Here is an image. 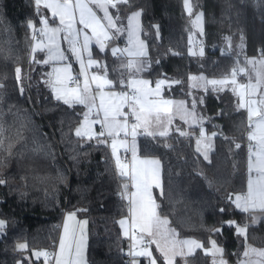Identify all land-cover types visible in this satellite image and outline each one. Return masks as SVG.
<instances>
[{
	"label": "trees",
	"instance_id": "trees-1",
	"mask_svg": "<svg viewBox=\"0 0 264 264\" xmlns=\"http://www.w3.org/2000/svg\"><path fill=\"white\" fill-rule=\"evenodd\" d=\"M189 2L191 12L201 11L203 41L212 34L216 44L221 48L225 44L223 49L229 54L264 51V0ZM118 9V24L132 10L141 13L140 33L149 59L140 76L151 81L165 77L182 84L181 90L166 92L168 96L185 97L190 74L223 76L241 64L240 58L226 56L155 58L166 45L184 49L190 40L191 16L185 12L183 0H130L119 4ZM113 10L116 15L117 9ZM30 20V0H0V139L4 141L0 179L5 181L0 184V218L5 222L0 234V264H27L23 255L29 259L32 250L43 251L50 240L56 239L67 210H75L87 221L86 264H128L122 256L125 239L118 225L125 211L115 196L121 178L110 160L107 141L103 136L77 137L73 129L80 118L79 106L69 107L53 99L37 80L40 63L36 61L40 56L28 57L24 45L29 39ZM100 54L106 57L110 78H125L123 59L107 51ZM17 67L21 69L22 85L16 79ZM201 98V112L208 117L203 128L206 133H216L211 138L208 160L194 148L192 134L197 127L191 128L194 132L189 137L176 133L142 136L137 140V152L160 161L163 196L160 189H154L153 196L160 215L168 218L177 236H191L203 245L213 239L223 249L225 259L232 262L243 244L234 227L224 222L245 224L247 218L228 199L245 188L244 113L234 107V97L228 90H206ZM222 225L221 232L214 231ZM244 239L264 248V217L247 225ZM18 241L27 247L17 250ZM206 257L197 249L189 260L191 264H208Z\"/></svg>",
	"mask_w": 264,
	"mask_h": 264
},
{
	"label": "snow or ice",
	"instance_id": "snow-or-ice-1",
	"mask_svg": "<svg viewBox=\"0 0 264 264\" xmlns=\"http://www.w3.org/2000/svg\"><path fill=\"white\" fill-rule=\"evenodd\" d=\"M185 10L191 16V4L189 0H183ZM130 3V0H35L37 14L40 15V8L43 7L51 12L52 22L59 19L61 27H50L49 20L41 17L40 23L43 25L39 29L40 35L44 40L38 41L32 48V52L37 50L44 51L47 49V59L43 61L37 60V63H49L53 61H65L68 57L64 52L60 51L58 38L61 32L64 33L63 39L69 45V51L80 63V73L74 76L72 65L66 64L63 67H56L53 73L49 76H54L48 81L52 92L57 100H62L63 103L72 107L75 104L83 105L87 108L84 114V119L81 121L80 127L76 129L77 137H86L92 139L97 136L112 138L111 148L112 154L116 157V167L118 174L122 177H129L131 187L134 191L124 196L129 200V215L131 217L130 227L128 220L122 219L119 221L123 234L131 240L129 255L133 258L144 257L147 264H157L159 258H154L153 253L149 250L151 244H155L156 250L163 258V264H174L175 257L184 258V264H189L187 257L194 256L197 249H203L205 256H212V264H227L221 259L216 260L217 254L222 257L223 249L217 246L215 240L209 241L211 248H204V245L195 239H177L175 230L169 228V220L167 217H162L158 211L159 205L153 198L152 189L158 188L163 196V188L160 179V161L156 159H138L135 150V137L137 128L143 127L147 135L167 136V128L158 133L149 131L153 123L157 125L171 124L172 122V107L173 101L166 99H153V96H160L161 85L165 83L163 80L156 82L155 90L148 87L149 82L143 79H136L133 73L132 78L125 85L123 79L121 87H127L131 91H116L105 92L106 87H111L112 81L107 78V72L103 75L93 74L89 80L88 69L99 67L96 60L91 58L89 45L95 41L101 52L105 51L106 43L114 39H118L121 34L127 31L128 45L126 50H121L118 47L111 49L112 55L116 56L120 53L123 57L125 53L129 57H143L147 55L144 51V42L139 40V17L140 12H133L127 17V28L123 25L117 26L116 20L120 19L118 5ZM90 5H95L97 9L103 12V17H98ZM116 8L115 16L109 13V8ZM202 14H197L192 21L193 25L201 32ZM79 23L82 27L77 28ZM29 29L35 30V25L30 20L27 24ZM88 29L91 32L89 36L84 30ZM112 30V31H110ZM83 37V43L80 44V37ZM35 38V36H34ZM230 39V38H225ZM82 53H88L87 64L82 58ZM190 55L195 53L190 49ZM226 54V53H225ZM200 55H203L201 51ZM264 57V51L261 53ZM35 59V57H34ZM246 65L249 68L234 67L231 72V78L225 76L223 79L205 80L204 77H189L190 80L198 81L205 80L206 85H212L213 91H216V86H220L219 90H223L226 85L231 84V91L238 98L237 110H245L247 114V141L248 143V181L247 191L245 193L236 194L235 199L229 196L230 202L235 204V207L242 212L250 211L264 212V58L260 60L246 59ZM122 68L132 73L144 71V61L129 59L126 63L122 61ZM16 79L18 84L22 85L21 69H15ZM244 75L247 82L238 83L237 74ZM81 77L83 78L81 81ZM95 85V89H93ZM192 86L198 87L199 84ZM2 87V85H0ZM21 92L23 87L21 86ZM99 100L97 106L96 101ZM183 102L177 105V108L182 106ZM127 108L128 111L124 109ZM95 110V119H89L90 115ZM187 114V113H186ZM123 118V119H121ZM134 119L136 123L131 124L133 147H132V162L122 163L117 156L118 140L120 134L128 135L129 121ZM183 118V117H182ZM203 118H200L198 123L201 124L197 139V151L200 152L199 145L205 142V150L203 151L204 159L208 160L207 141L211 137H206L205 130L202 126ZM187 122V120H185ZM93 124H100L101 130L96 132L93 130ZM182 136L187 133L181 131ZM3 135L2 126H0V136ZM216 135L215 132L212 133ZM104 142V141H101ZM4 141L0 139V149L3 148ZM126 141L121 140L120 146H125ZM240 144H236L240 148ZM9 154L11 150L9 149ZM5 181L0 179V184ZM125 193H128V185H124ZM221 212L225 209L221 208ZM253 222H256V217H253ZM87 221H77L75 213H68L65 217L63 225V234L59 241V253L55 256L56 264H84L83 249L86 241L85 225ZM228 227H234L238 236L246 237L247 225L241 227L236 221H225ZM221 228H216L214 231L221 232ZM5 228V222L0 220V232ZM26 244H19L18 249H25ZM33 255L38 260L44 257L45 264L51 257V253L46 251H36ZM244 257L255 255L259 260L238 261V264H264V250H256L245 245ZM131 264H138L136 259L131 261Z\"/></svg>",
	"mask_w": 264,
	"mask_h": 264
},
{
	"label": "crops",
	"instance_id": "crops-1",
	"mask_svg": "<svg viewBox=\"0 0 264 264\" xmlns=\"http://www.w3.org/2000/svg\"><path fill=\"white\" fill-rule=\"evenodd\" d=\"M94 12H96L97 13V15H98V17H103V12L102 11H100L99 9H97L96 7H95V5H94ZM41 10H43V14L41 15L40 14V16L39 17H41V16H43L44 18H47L48 20H49V26L50 27H61V25H59L58 23H57V20L55 19V22L53 23L52 22V16L49 14L50 13V11L48 10V9H45V8H43V7H41L40 8ZM114 8H109V13L111 14V15H113V16H115L114 15V10H113ZM138 9H135V10H132V11H130L129 13H127V15H126V17H125V20L122 22V23H120L119 22V24H118V22H117V20H116V23H117V26H121V25H123L124 26V28L126 29L127 28V17L129 16V15H131L133 12H136ZM139 11V10H138ZM140 12V11H139ZM39 17L37 18H35L34 20H32V23H35V25H36V27H37V30H38V34H39V39L38 40H36L35 42L37 43L38 41H40V40H44V37H42L41 35H40V32H39V29L40 28H42L43 27V25L40 23V20L41 19H39ZM119 21V20H118ZM79 23H77V25H76V27H78L79 28ZM31 30V29H30ZM110 31H112V30H110ZM205 32V31H204ZM207 33H212V31H207ZM204 35V34H203ZM138 36H139V40L140 41H143L144 42V51L147 53V51H146V45H145V41L143 40V38L141 37V33H140V17H139V33H138ZM28 37H29V35H28ZM63 37H64V33L63 32H61L60 33V35H59V42H60V51H62V52H64V54L68 57V59L67 60H65V61H53V60H50L49 61V63H47V64H44V63H40L39 65H40V69H39V71H38V74H37V80L40 82V83H42L43 85H45L46 87H47V81H46V79H47V72H51V73H53V69L54 68H56V67H63L64 65H66V64H71L72 65V72H73V70H75L76 72H73V75L74 76H78L79 75V73H80V63H79V61L76 59V57L75 56H73L72 55V53L69 51V45H68V43L63 39ZM119 37H122L123 39H125L126 40V42H127V44H128V38H127V31H125L123 34H121ZM80 44H82L83 43V39L80 37ZM34 43V42H33ZM30 44H32V42L30 43ZM35 44V43H34ZM92 44V43H91ZM113 47H115V45H113V46H107L106 45V47H105V51H107L108 52V54H110V56H112V51H111V49L113 48ZM128 47H129V45H128ZM127 47V48H128ZM89 49H90V51H91V58L92 59H94V60H96L97 62H98V64L99 65H101V66H104L105 67V64H106V57L105 56H103V55H101L100 53H104V52H101L100 50H99V48H98V46L95 44V43H93L92 45H89ZM98 53V54H97ZM127 54V53H126ZM38 56H40V61H43L44 59H47V49H45L44 51H39V50H37V57ZM127 57H128V60L129 59H133V60H142V61H144V66L146 65V63H147V59H149V57H148V55H145V56H143V57H129L128 55H127ZM82 58L84 59V61H85V64H87V60H88V53H82ZM262 58H264V57H262V55H259V56H250L248 59H256V60H260V59H262ZM124 63H126V62H124ZM250 66H248V65H246V68H249ZM74 68V69H73ZM93 74H90L89 75V80H91V76H92ZM53 78H54V76H52ZM126 77V76H125ZM237 78V81H238V83H240L241 81L242 82H244V83H246L247 82V78H246V76H244V78L243 79H241V78H239L238 76H236ZM107 78L110 80V81H112V84H111V87L113 86V87H116V88H114V91H116L117 89H119V86L121 87V84H120V82H121V80H120V78L118 79V78H110L108 75H107ZM82 77H81V81H82ZM123 81H124V83H125V85L127 84V81H128V79H127V77L126 78H123ZM154 81L155 80H153V81H151L150 80V83L151 84H153L154 83ZM118 84V85H117ZM112 87V88H113ZM121 88H123V87H121ZM127 88V87H126ZM216 88H217V90H219V88H220V86H216ZM47 89H49L48 87H47ZM130 90V89H129ZM206 90H212L213 91V89H210L209 87L208 88H206L205 90H202V89H198L197 90V95H198V97H199V103H198V105H197V108L199 109V111L201 112V106H202V98H201V94H202V92H205ZM223 90H228L227 88H225L224 87V89ZM49 91H50V89H49ZM219 91H221V90H219ZM260 91H262V92H264V89H261ZM200 92V93H199ZM213 92H215V91H213ZM51 93V92H50ZM242 111H243V113H244V124H245V122L247 123V114H246V111L245 110H243V109H241ZM201 114H202V112H201ZM203 115V114H202ZM206 121H203L202 122V126H203V124L205 123ZM198 124V123H197ZM200 126L201 125H195V126H187V131L185 132V133H187V135H189V134H191V133H193L194 131H193V129H191L192 127H197V130L195 131V132H199V130H200ZM95 129V128H94ZM129 134L130 135H132V133H131V128H130V130H129ZM179 135V134H178ZM181 135V134H180ZM205 135H206V137H213V135L211 134V133H206L205 132ZM184 136H186V135H184ZM105 137H107L108 138V136H107V134H105ZM119 138H122V137H119ZM139 138V137H138ZM137 138V139H138ZM197 139H200V137L199 138H194V142H195V148H196V150H197V147H198V145H197ZM107 141V144L109 143V145H110V140H106ZM127 141V143L130 141V140H126ZM131 143V141L129 142V144ZM128 144V145H129ZM207 144L209 145L208 146V148H207V153L208 152H210L211 151V149H212V144H211V139L210 140H208L207 141ZM125 146H126V144H125ZM125 146H120L119 147V151H118V153L120 154V151L122 150V149H128V147H125ZM131 146V145H130ZM199 147L201 148V151H204V149H205V142H203L202 141V143L199 145ZM129 150V149H128ZM210 150V151H209ZM200 154H202L201 152H199ZM118 154V155H119ZM129 155H130V157H129V165L131 164V162H132V152L131 151H129ZM111 156H112V152H111ZM136 156H137V158L138 159H148V160H152V159H154L153 158V156H142V155H139V154H136ZM119 159H120V156H119ZM247 163H248V158H246L245 159V166L247 167ZM246 167H245V169H246ZM245 176H246V173H245ZM129 178V177H128ZM248 181V180H247ZM129 183V184H128ZM122 184H127L128 185V193H125V188H124V185H121V183H120V186H121V188H122V190H123V192H124V196L126 195V194H130L131 193V191H134V189H132V187H130L131 186V180H130V178L129 179H125V181L122 183ZM245 187H246V177H245ZM154 190V189H153ZM155 190H158V188L157 189H155ZM244 190H245V188H244ZM244 192V191H243ZM242 192V193H243ZM239 194H241V193H239ZM152 195H153V191H152ZM235 195V194H234ZM153 198H154V196H153ZM128 200V199H127ZM128 202H129V200H128ZM129 207H130V204H129ZM235 208V207H234ZM235 209H237V208H235ZM238 211H240L239 209H237ZM68 213H75L76 214V220L77 221H86L85 220V218H83V217H81V216H79L77 213H76V211L75 210H67V211H65L64 213H63V215H62V219H61V223H60V225H59V230H58V235H57V237H56V241H55V248H54V253H53V257H52V260L49 262V261H47V264H56V261H55V256H56V254H58L59 253V241H60V237H61V235L63 234V225H64V221H65V217H66V215L68 214ZM245 213V212H244ZM246 215H247V218H246V223L245 224H243L244 226L245 225H248V224H256L261 218H263L264 217V212H260V211H250V212H248V213H245ZM162 217H164V216H162ZM253 217H256V222H253ZM127 220H128V226L130 227V224H131V217H130V215H129V213H128V217H127ZM169 226V225H168ZM120 228V233H121V235H122V237L125 239V243H127L128 245H129V248H130V244H131V240L128 238V237H125L124 236V234H123V229L121 228V227H119ZM169 228H171L170 226H169ZM84 231H85V236H86V225H85V228H84ZM176 238L177 239H180V240H183V239H195V238H193V237H191V236H183V237H180V236H177V234H176ZM196 240V239H195ZM211 240H213V239H211ZM210 241V240H209ZM209 241H208V243L206 244V245H204V248H211V244L209 243ZM241 244H243V246H242V249H241V251H239V256L236 258V260H234V261H232V262H229V261H227L226 259H225V257L223 256V254H222V257L219 255V254H217V256H216V260L219 262L221 259H223L224 261H226L227 262V264H238V261H248L249 260V258H250V256L249 257H244V255H243V253H244V251H245V245H247V246H249V247H253V246H256V247H259V246H257V245H254V244H250V243H248L247 241H245V239H244V236H243V238H241ZM239 241V242H240ZM85 245H84V249H83V262H84V264H86V258H85ZM221 248V247H220ZM256 249H258V250H260L259 248H256ZM131 250V249H130ZM149 250L153 253V257L154 258H159L158 259V261H157V264H163V258L160 256V253L156 250V246H155V244H151L150 246H149ZM38 251V250H37ZM200 252L202 253V255H204V250L203 249H200ZM26 259H27V264H45V259H44V257H40L38 260L34 257H32V255H31V257L28 259V257L26 256V254H24L23 255ZM255 256V255H254ZM189 258L190 257H187V260H188V262H189V264H191V261L189 260ZM207 258V262H208V264H212V260H213V257L212 256H207L206 257ZM133 259H136L137 260V262H138V264H147V262H146V259L144 258V257H135V258H133L132 256H130V258H129V260L127 261L128 262V264H131V261L133 260ZM35 262V263H34ZM18 264H20V263H18ZM174 264H184V258H181V257H179V256H177V257H175V259H174Z\"/></svg>",
	"mask_w": 264,
	"mask_h": 264
},
{
	"label": "rangeland",
	"instance_id": "rangeland-1",
	"mask_svg": "<svg viewBox=\"0 0 264 264\" xmlns=\"http://www.w3.org/2000/svg\"><path fill=\"white\" fill-rule=\"evenodd\" d=\"M91 7H92V9H93V11H95L94 10V5H90ZM183 7H184V2H183ZM32 8H34V9H32ZM31 10H32V16H33V20L37 17H39L40 15H38L37 14V10H36V5H35V3L34 4H32V7H31ZM184 10H185V7H184ZM136 12H139L138 10L136 11ZM185 12L186 13H188L189 14V12L188 11H186L185 10ZM44 12H43V10H41L40 9V14L42 15ZM192 14H191V20H190V27H191V31H190V34H189V37H188V39H194V38H196V39H200V37H204L203 36V31L201 32L197 27H195L194 25H193V23H192V21L195 19V16L197 15V14H201V11L200 10H195V11H193V12H191ZM50 15H51V12L49 13ZM42 17V16H41ZM41 17H39V19H41ZM56 20H57V23L60 25V23H59V19L58 18H56ZM32 21V20H31ZM33 24H35V23H33ZM80 27H82L81 25L79 26V28ZM201 27H202V29H203V26H202V20H201ZM78 28V27H77ZM89 36H91V32L88 30V29H85L84 30ZM211 37H214V35H210ZM81 38L83 39V37L81 36ZM125 40V39H124ZM126 41V40H125ZM36 44V42L35 41H32V44H29L28 45V57L30 56V58H33V56H35V55H37V51L35 52V53H33L32 52V48H33V46L35 45L34 43ZM93 43H95V41L93 40V42H92V44ZM58 44H59V48H60V42H59V39H58ZM92 44H90V45H92ZM96 44V43H95ZM108 44V43H107ZM106 44V45H107ZM97 45V44H96ZM113 45H115V43H111V44H109V45H107V46H113ZM98 46V45H97ZM98 48H99V46H98ZM27 57V56H26ZM128 60V59H127ZM127 60L126 61H124V62H127ZM32 66V65H31ZM32 68V67H31ZM74 69V68H73ZM73 72H76L75 70H73ZM232 72V71H231ZM231 72L229 73V74H227V75H223V76H206V75H204V74H202V73H197V74H190V75H188L187 77H186V86H188V91L186 92V95H185V97H183V98H180V97H172V96H168L167 95V93L166 92H173V91H175V90H181L182 89V84H180V83H178L177 81H175V80H169V79H167V78H165V77H158V78H155L154 80V83L153 84H151L150 83V80L148 79V78H144V77H141L140 76V74L139 73H135V71H134V69H133V71H132V73H130L128 70H127V68L125 67V69H124V77L126 76L127 77V79L129 80L130 78H132V76H133V73H134V75H135V78L136 79H143V80H147L148 82H149V84H148V87L149 88H151L152 90H155V86H156V82L157 81H159V80H163V81H165V83L164 84H162L161 85V89H160V96L159 97H156V96H153L152 98L153 99H166V100H171V101H173V107H172V122H171V124H167V123H165L164 125H157V124H155V123H153L152 124V126L150 127V129H149V131H151V132H154V133H158L159 131H161V130H163L165 127L167 128V132H168V135L169 134H171V133H176V134H179V136H182V135H180V133H181V131H183V132H186L187 131V126H195V125H201L200 123H198L199 121H200V118L202 117L203 118V121H207L208 120V117L207 116H205V115H202L201 114V112L199 111V109L197 108V105H198V103H199V97H198V95H197V90L198 89H202V90H205L206 88H210V89H213V86L212 85H206L205 84V80H212V79H216V80H220V79H223L225 76H228L229 78H231ZM49 73H51V72H47V79H46V81H47V87L50 89V92H51V96H52V98L53 99H55V100H57L56 98H55V96H54V94H53V92H52V89H51V87H50V85H49V83H48V81L50 80V79H53V77L51 76H49ZM125 77V78H126ZM189 77H197V78H199V77H204L205 78V80H198V81H193V80H190L189 79ZM37 78V77H36ZM237 78V77H236ZM111 80V79H110ZM242 82V81H241ZM196 83H198L199 84V86L198 87H194V86H192L193 84H196ZM244 83V82H243ZM219 86V85H218ZM93 87V89H95V85H93L92 86ZM113 87V86H112ZM106 87L105 88V92H111V91H114V88H116V87ZM225 88H227L228 89V91L233 95V97H234V107L237 109V97L233 94V92L231 91V88H232V85L231 84H229V85H226L225 86ZM48 89V90H49ZM185 90V89H184ZM216 91H219V90H216ZM58 101H60L61 103H63V101L62 100H58ZM180 102H183V104H182V106L179 108V110H178V108H177V105H179L180 104ZM65 104V103H64ZM96 104H97V106L99 105V100L97 99V101H96ZM67 105V104H66ZM73 106H79V108H80V118H79V120H78V122L75 124V126H74V129H73V133L75 134V132H76V129L78 128V127H80V124H81V121H83V119H84V114L87 112V108H85L83 105H79V104H75V105H73ZM125 111H128L127 110V108H125L124 109ZM187 113V114H186ZM95 115H96V113H95V110L93 111V113L90 115V117H89V119L91 120V119H95ZM183 117V118H182ZM121 119H123V118H121ZM133 120V122L132 123H136V121L134 120V119H132ZM185 120H187V122H185ZM202 121V122H203ZM131 123V124H132ZM198 123V124H197ZM131 124L129 125V127H128V135H127V137H128V139L127 138H117V140H118V148H117V156L119 157L120 156V154L118 153V149H119V147H120V141L121 140H124V141H126V140H130L131 141V143L129 144V142L127 143V141H126V146L125 147H128V149H129V151H131L132 152V147H133V136L132 135H130L129 134V130H130V128H131ZM95 125H98V124H93L92 125V128H93V130L95 131ZM137 135H136V137H135V150H136V154H138V152H137V138L139 137H142V136H144V137H148V138H152V137H166V136H160V135H155V136H152V135H147V134H145V129L143 128V127H140V128H137ZM131 133H132V129H131ZM167 135V136H168ZM190 136V134L189 135H186V137H189ZM84 138H86V137H84ZM103 138L104 139H106V140H110V145H109V143H108V151H109V155H110V160H111V162H112V164H113V166H114V169H115V172L117 173V175L121 178L120 179V183H121V185H124V184H122L124 181H125V179H129L128 177H122V176H120L119 174H118V171H117V167H116V157H114L113 156V154H112V156H111V152H112V148H111V143H112V138L111 137H104L103 136ZM195 140H193V143H194V146H195V142H194ZM129 144V145H128ZM131 145V146H130ZM195 148V147H194ZM196 149V148H195ZM205 150V149H204ZM210 151V150H209ZM201 153H203V151H200ZM209 153V152H208ZM119 154V155H118ZM201 156L202 157H204V155L203 154H201ZM154 158V157H153ZM154 159H156V160H158L156 157L154 158ZM245 173H246V187H245V190H244V192L243 193H245L246 191H247V180H248V170H247V167H246V169H245ZM129 184V183H128ZM131 187V186H130ZM153 189H157V188H153ZM153 189H152V191H153ZM236 195V194H235ZM235 195L234 196H232L233 197V200L235 199ZM233 206L235 207V204L233 203ZM236 208V207H235ZM122 219H125V220H127V217H126V215H123L122 217H120L119 219H118V225H119V227H121L120 226V224H119V221L120 220H122ZM0 220H2L1 218H0ZM228 221H232V220H228ZM238 225H240L241 227H243L244 225L243 224H238ZM234 230H235V228H234ZM3 232V231H2ZM2 232H0V234L2 233ZM235 233H236V230H235ZM237 235V234H236ZM237 238L239 239V241L241 240V238H243V236H238L237 235ZM19 244H25L23 241H18V242H16L15 243V248L17 249V250H21V249H18V245ZM85 246H86V241H85ZM217 246H219L218 244H217ZM220 247V246H219ZM252 248H254V249H256V248H259L260 250H264V248L263 247H256V246H253ZM256 250H258V249H256ZM37 250H32L31 251V255H32V257L34 258L35 256L33 255V253L34 252H36ZM36 258V257H35ZM260 258L259 257H256V256H254V255H250V258H249V260H252V261H256V260H259Z\"/></svg>",
	"mask_w": 264,
	"mask_h": 264
},
{
	"label": "built area",
	"instance_id": "built-area-1",
	"mask_svg": "<svg viewBox=\"0 0 264 264\" xmlns=\"http://www.w3.org/2000/svg\"><path fill=\"white\" fill-rule=\"evenodd\" d=\"M31 1V7L32 4L35 3V0H30ZM34 9V8H32ZM35 25V24H34ZM35 36V38H34ZM39 39V34H38V30L37 27L35 26V30L31 29L30 33H29V44L32 41H36ZM214 37H209V39L207 41H203L202 39H191L188 40L185 43V47L184 49H177V48H172L170 45H166L163 52H161L159 55H156V59L157 58H170V57H181L186 55L187 57L190 58H209V57H215V56H226V57H235V58H240L241 59V64L239 66H237L236 68L239 69L240 67H245L246 68V59H248L250 56H259L261 55L260 52L257 53H253V54H248V53H240V54H229L227 52L226 49L221 48L220 46H218L214 40ZM109 42H113L115 43V47H118L121 50H126L128 47L127 42L122 39V40H118V39H114L112 41ZM107 42V43H109ZM106 43V44H107ZM192 50L195 55H190L189 54V50ZM201 51H203V55H200ZM226 53V54H225ZM116 58H121L124 61H126L128 59L127 54L125 53V55L123 57L120 56V53H117V55L115 56ZM105 72L108 73L107 68H105L104 66L99 65V67H92L90 69H88V73L90 74H99V75H103ZM237 76L241 79L244 78V75H240L239 73L237 74ZM121 91H131L126 87L123 88H119L116 90L117 93L121 92ZM133 122V120L130 118L129 121V125ZM101 130V125L99 124L96 128V132H99ZM247 123L245 122L244 124V128L242 131V142H243V156H244V160L246 158H248V141H247ZM105 136V135H104ZM120 137L123 138H127L128 137L124 136L123 133L120 134ZM199 132H194L192 134V139L194 140V138H199ZM129 150L128 149H122L120 151V160L122 163H129ZM115 196L117 199H119L122 204H123V209L125 211V215L126 217H128V213H129V202L127 199L124 198V192L121 188V186L118 187L117 191L115 192ZM77 209H84V206H78ZM55 239L50 240L48 242V245L43 249V251L49 252L51 253V257L48 259V261L50 262L52 260L53 257V253H54V248H55ZM130 252V248L129 245L127 243H125L123 249H122V256L123 258L128 261L130 258L129 255Z\"/></svg>",
	"mask_w": 264,
	"mask_h": 264
},
{
	"label": "water",
	"instance_id": "water-1",
	"mask_svg": "<svg viewBox=\"0 0 264 264\" xmlns=\"http://www.w3.org/2000/svg\"><path fill=\"white\" fill-rule=\"evenodd\" d=\"M186 26H187V29L189 30V24L188 23H186ZM25 47H26V49H28V45H29V39H26V41H25ZM222 48H226V46H225V44H222ZM22 61L23 62H25L26 61V55H24L23 56V58H22ZM212 185V181H210L209 182V186H211Z\"/></svg>",
	"mask_w": 264,
	"mask_h": 264
}]
</instances>
